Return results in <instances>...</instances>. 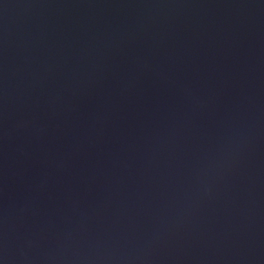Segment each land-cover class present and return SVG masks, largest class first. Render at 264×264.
<instances>
[{
    "label": "water",
    "instance_id": "1",
    "mask_svg": "<svg viewBox=\"0 0 264 264\" xmlns=\"http://www.w3.org/2000/svg\"><path fill=\"white\" fill-rule=\"evenodd\" d=\"M0 264H264V0H0Z\"/></svg>",
    "mask_w": 264,
    "mask_h": 264
}]
</instances>
